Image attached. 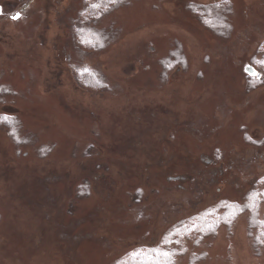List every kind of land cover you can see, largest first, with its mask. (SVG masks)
Listing matches in <instances>:
<instances>
[{
    "label": "rangeland",
    "instance_id": "rangeland-1",
    "mask_svg": "<svg viewBox=\"0 0 264 264\" xmlns=\"http://www.w3.org/2000/svg\"><path fill=\"white\" fill-rule=\"evenodd\" d=\"M95 1L0 0V264H116L246 204L264 176V84L247 73L264 0H132L89 24L105 43L87 52L74 33ZM201 6L226 9V29ZM84 68L107 88L83 87ZM251 215L185 241L176 264H264Z\"/></svg>",
    "mask_w": 264,
    "mask_h": 264
},
{
    "label": "trees",
    "instance_id": "trees-1",
    "mask_svg": "<svg viewBox=\"0 0 264 264\" xmlns=\"http://www.w3.org/2000/svg\"><path fill=\"white\" fill-rule=\"evenodd\" d=\"M132 0H96L87 4L81 12L80 24L75 29L76 43L82 50L94 52L101 49L105 43L101 32L90 28L89 24L96 22L111 9L127 5ZM197 14L207 26L217 29H226L225 22L227 10L219 11L211 6H201L196 9ZM260 58L254 60L253 67L256 74L249 76L251 86L258 87L264 84V41L260 44ZM183 62V60H181ZM178 63V62H174ZM79 83L91 91H104L107 86L98 75L88 68L76 69ZM7 128L9 122L2 121ZM246 204L222 201L210 208L182 219L155 246L136 247L120 259L116 264H176L179 252L185 241L200 242L207 237L216 235L220 227L232 226L237 218L246 210L251 212L250 231L255 245L264 246V217H259V207L264 203V176L257 179L248 194ZM184 249V248H183Z\"/></svg>",
    "mask_w": 264,
    "mask_h": 264
},
{
    "label": "water",
    "instance_id": "water-1",
    "mask_svg": "<svg viewBox=\"0 0 264 264\" xmlns=\"http://www.w3.org/2000/svg\"><path fill=\"white\" fill-rule=\"evenodd\" d=\"M247 73L251 76L255 75L256 74V70L253 66H249L247 67Z\"/></svg>",
    "mask_w": 264,
    "mask_h": 264
}]
</instances>
